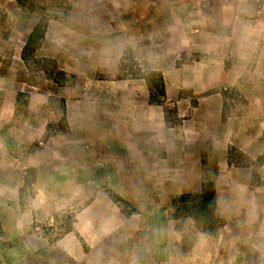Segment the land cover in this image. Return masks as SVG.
Segmentation results:
<instances>
[{
    "label": "clouds",
    "instance_id": "1",
    "mask_svg": "<svg viewBox=\"0 0 264 264\" xmlns=\"http://www.w3.org/2000/svg\"><path fill=\"white\" fill-rule=\"evenodd\" d=\"M6 3L0 264H264V0Z\"/></svg>",
    "mask_w": 264,
    "mask_h": 264
},
{
    "label": "rangeland",
    "instance_id": "2",
    "mask_svg": "<svg viewBox=\"0 0 264 264\" xmlns=\"http://www.w3.org/2000/svg\"><path fill=\"white\" fill-rule=\"evenodd\" d=\"M89 3L95 5L96 0H88ZM132 3V0H114V3L117 4H124V3ZM16 3L21 7V8H28L32 7L33 5V0H16ZM0 6H3L6 9L11 10L13 8V4L11 3H6V0H0ZM135 7V16L133 18L132 22V28L135 31L140 30V26L143 25L148 17H151L155 15L158 11L161 10V0H154V3L149 4L148 0H135V3L133 4ZM112 5H109V12L105 16V21L108 23H111L112 19L116 16V13L114 11H111ZM129 17H133V13L129 12L127 16L125 17L126 19ZM85 23L87 21H84ZM18 23L22 28H27L29 25L24 22L23 18H21ZM112 27H116V24H112ZM8 27V19L7 15L3 10H0V29H6ZM187 195H185L184 199H187Z\"/></svg>",
    "mask_w": 264,
    "mask_h": 264
}]
</instances>
